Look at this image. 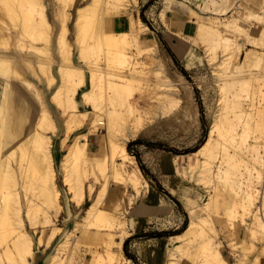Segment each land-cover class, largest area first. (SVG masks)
I'll list each match as a JSON object with an SVG mask.
<instances>
[{
	"label": "bare ground",
	"instance_id": "1",
	"mask_svg": "<svg viewBox=\"0 0 264 264\" xmlns=\"http://www.w3.org/2000/svg\"><path fill=\"white\" fill-rule=\"evenodd\" d=\"M137 2L0 0V264H32L35 242L51 246L44 249L43 264H136L124 254V241L152 218L127 217L126 196L130 203L139 196L151 202L163 197L127 143L163 128L141 121L155 99L169 105L153 111L152 119L171 114L167 124H177L185 134L194 133L201 123L198 100L185 74L169 65L148 24L135 20ZM205 9L188 10L197 27L186 35L193 42H185L182 63L193 68L206 53L226 74L224 90L236 91L231 99L222 95L223 107L212 112L205 140L186 156L175 155L176 174L162 173L187 208L189 222L170 236L141 240L138 250L154 255L163 246L167 251L159 264H261L264 2L261 10ZM227 32L235 33L237 52L229 46L234 35ZM210 34L224 47L222 55L211 46ZM242 51L243 59L235 61ZM141 80L147 81V90L140 94L144 102L134 94ZM254 82L256 95L249 94L246 103L240 88ZM148 156L152 162L150 152ZM191 182L198 190L195 195ZM125 186L134 191L115 193ZM166 201L170 215L165 217L171 222L174 201ZM71 203L82 212H74ZM62 212L66 226L75 216L73 227L54 225ZM216 222L230 231L233 259L225 253ZM49 226L46 237L44 228Z\"/></svg>",
	"mask_w": 264,
	"mask_h": 264
},
{
	"label": "rangeland",
	"instance_id": "2",
	"mask_svg": "<svg viewBox=\"0 0 264 264\" xmlns=\"http://www.w3.org/2000/svg\"><path fill=\"white\" fill-rule=\"evenodd\" d=\"M166 1L167 0H149L148 2H143V0H138V2L135 3V7L133 8V15L136 21L139 18L143 19L148 24V26L154 31L160 52H163L167 56L169 65L174 70L185 74L186 79L187 81H189L191 87L194 90V94L198 100L201 123H200L199 128L195 130L194 133L190 132L188 134H185L184 132L179 130V126L177 124H167V121L169 120L168 118L171 114L156 116L155 118L152 119L151 116H153L152 114H154L153 111L155 110L160 111L162 110L163 106L169 105L166 100H164L162 104L160 103L158 104V101L155 99L153 101L154 103L153 110H151V108L150 109L147 108L143 112L142 119H141V121L144 123L145 121L147 122V120L148 121L150 120L149 122L152 121L153 123L164 125L163 128L159 132L155 133L154 135L145 136V138H148V139H146L147 140L146 145L143 146V153L145 149L148 150L147 152L151 153V157H153L152 162L148 158L149 157L148 153H145L144 156L148 164H150V166L153 168H156V166L159 163L160 156H161V150H166V152L168 151L170 152V154H174V153L180 154L181 153L183 156H186L188 152L197 148L205 140L207 136L209 126L211 123L212 112L223 107L222 95L226 94L227 98L231 99V97H234L233 93L236 91V89L227 90V91L224 90L222 86L224 85V82H225L224 78H226L224 76H226V74L221 69L220 65L214 64L213 61L211 62L209 61L208 57H206V53L203 54L202 60L200 62H197V65L193 68H188L182 63L183 54L185 53V50L188 47L187 43L185 42L187 41V42L192 43L193 41L190 40L189 37L186 36V34H184L183 32H179L177 35H175V38L170 35L171 31H170V26H169L168 12H171V9L174 4L172 0H169V5L166 7L165 6ZM207 3L208 2L206 1V4ZM197 7L200 8V6L198 5ZM162 11H164V15H163L164 17L161 15ZM204 11L212 12V10L207 6ZM191 20L192 22L189 23L187 28L190 30L189 31L190 34H194L197 25L193 19ZM250 23L251 22H248V25ZM227 33L229 35L235 34L233 32L231 33L227 32ZM166 36L168 39L166 38ZM209 36H210L209 40L211 42V46L216 47L215 48L216 52L219 55H222L224 53V47L218 44V38L213 34H210ZM229 37L232 39V42H233V40L235 39V35L229 36ZM238 37L242 39L245 38L243 35H240ZM181 40H183V42ZM71 41L72 39L69 37V42L71 43ZM253 45L255 46L257 45L259 48H262V44L251 43L250 46H253ZM229 46H231L237 52L236 43L233 42L232 44H229ZM243 57H244V53L242 51L240 52V55L238 56V58L235 57V61L241 60L243 59ZM76 59H78V55L76 56ZM54 67L57 68L56 64L54 65ZM259 68L252 67V70L256 71V70H259ZM244 74H247V72L244 71ZM75 78L79 80L78 75H76ZM151 78L153 79V83H155V86H157L159 84L157 76L152 75ZM146 85H147V81L141 80L140 82L136 81L135 86H134V94L141 101H142V98L140 97V94H142L143 92H145V90H147V88H145ZM243 85H244L243 87L241 86L242 89L240 88V97L244 96L241 99L245 100L244 102H246V100L249 99L248 102H250V98L248 95L251 94L250 97L251 96L253 97L256 95V94L254 95V92L256 91L257 85L256 83L252 84L253 87H251L250 84L249 85L243 84ZM34 90H36V88H34ZM248 90L250 91L248 92ZM246 96H248L247 99H246ZM207 100H209L210 105L208 104ZM247 106L249 107L250 110H252L251 108L252 105L251 106L247 105ZM223 110L227 112L228 108H223ZM229 113L232 114L231 111ZM242 128H243V124L238 125V129H242ZM54 143H55L54 152L59 151L57 140H55ZM130 150L132 152L138 153L136 147L134 146L130 145ZM146 177L157 188L161 189L160 188L161 186L163 188L161 190L163 192H166V194L168 193L170 197L175 199L176 202L178 203V206L176 208V211L172 213L173 220L171 222L166 220L168 217L159 218L157 219V221H154V223L152 224L147 223L148 222L147 221L144 225V228L142 229L140 233L131 235V237L129 236L130 238L128 237L129 239L128 238L126 239L128 240L126 246H125L126 240L124 242V254L127 257L128 256L130 257V255L134 256V258L132 257L131 258L134 260L136 264H159V263H163L165 259V255L167 251L166 248H164L163 246H159L155 248L154 255L148 254L147 256H144V255H141L138 250L139 242L141 240L151 239V238L161 239V238H164V237H167V236H170L172 234L179 232L189 222V213H188L187 208L178 199V195H177L178 193L174 189L175 187H172L167 184L164 175H162V179H161L164 185H162L156 178H154V180L152 181L150 180L148 176ZM176 182L177 184H180V180L177 179ZM200 184H202V186H205L202 181ZM125 188H129V191H131L130 193L134 191V189L131 186H128V187L125 186ZM190 192L192 195H195L198 192L197 188L193 187V183H192ZM142 197L143 196H139L136 200L138 201ZM204 197L208 198V195H205ZM64 198H65L64 194H62L61 200L66 202ZM71 208L74 211L76 209V206H74V204L71 203ZM81 212L82 210L76 211V213H81ZM39 214H41L42 216V212H40ZM65 214H66L65 212H62L60 216L55 217L54 225L65 226V223L67 222L65 221ZM223 215H224L223 218L225 222H227L228 215L226 213H224ZM129 216H130L129 213H127V217ZM74 219H75V216L71 218V223H69V225H67L66 227H73L72 220ZM216 225L220 229V235H221L220 237L225 244V248H224L225 253L228 257H230V259L231 258L233 259V251L230 245V238H231L230 231H228V228L221 229L220 224L217 222H216ZM50 228L51 226L44 228L45 229L44 235L46 237L49 234L47 230H49ZM40 233H41V227H39L38 230L34 231V234L37 236ZM154 233L160 236L158 237L149 236L150 234H154ZM86 246L87 245L84 244L83 247L86 249L87 248ZM50 247L51 246L49 245L47 249H50ZM35 249L37 252H42L41 245H39V247H38V244L35 245ZM80 263H83V261ZM261 264H264V259L261 261Z\"/></svg>",
	"mask_w": 264,
	"mask_h": 264
},
{
	"label": "crops",
	"instance_id": "3",
	"mask_svg": "<svg viewBox=\"0 0 264 264\" xmlns=\"http://www.w3.org/2000/svg\"><path fill=\"white\" fill-rule=\"evenodd\" d=\"M148 1L149 0H143V2H148ZM206 1L208 2L207 4H206ZM172 2L174 5L171 9V12H168V19H169V26H170V31H171L170 35L175 38V35H177L179 32H183L186 35H191L189 32L190 30L187 28L189 23L192 22V20L187 17V16H189L188 10H190L192 8H197V5L198 6H207L212 11L217 10L219 12H222L221 10H226L223 12L229 13V12H232L236 7H244V6L253 7L255 10H261V5L263 4L264 0H193V1H191V0H172ZM166 38H167V36H166ZM146 139H148V138H145V136H141L138 138L131 139L127 143V148L130 150V148H129L130 145L136 147L137 152H138V154L142 160V163L144 164V166L147 170V171L143 170L145 172L146 176H148L150 178V180H152V181L154 180V178H156L162 185H164V183L161 180L162 175H163L162 173H165L167 175H175L176 174L175 167H174V161H173L176 153L170 154V152H168V151L166 152V150H164L165 152L161 155L158 165L156 166V168H153L150 166V164H148V162L146 161L145 156H144L145 153H148L147 152L148 150L145 149V151L143 153V146L146 145V141H147ZM132 153L135 155V157L138 161L137 154L135 152H132ZM138 163L140 165L139 161H138ZM140 167H141V165H140ZM124 188L125 187L117 188V190H115V193L116 192L120 193ZM159 190L161 191V194L163 197L162 198L163 201H160V202H151V201H148L142 197L138 201L136 200L134 203H130L129 202V194H127L126 197L128 200V208L130 210L129 215L130 216H145V217L149 216L153 220L148 221L147 223L152 224V223H154V221H157V219L170 215V213L168 212V208H169L168 204L166 205V203H168L166 201V199H169V198H171L174 201L173 202V208H172L173 212L176 211V208L178 206V203L176 202V200L173 199L172 197H170L168 195V193L166 194V192H163L161 189H159ZM84 205H87V204H83V206ZM78 209L82 210V207L76 206L75 212ZM58 226H61V225H58ZM61 227L63 229L68 228V227H66V225L61 226ZM50 231H51V228L49 230H47L48 233ZM141 231L142 230L133 232L131 235L138 234ZM131 235H130V237H131ZM149 236L158 237L160 235L154 233V234H150ZM38 247H39V245H38ZM41 247H42V252H37L36 249L34 251V257L31 258V261L33 262V264L45 263L46 258L44 255L45 254L44 249H46L48 246H46V245L42 246L41 245ZM123 250H124V244H123Z\"/></svg>",
	"mask_w": 264,
	"mask_h": 264
},
{
	"label": "trees",
	"instance_id": "4",
	"mask_svg": "<svg viewBox=\"0 0 264 264\" xmlns=\"http://www.w3.org/2000/svg\"><path fill=\"white\" fill-rule=\"evenodd\" d=\"M129 148H130V146H129ZM136 154H137L138 161L140 162V165H141L142 170L147 171L146 168H145V166H144V164L142 163V160H141L139 154H138V153H136ZM159 186H160V185H159ZM160 188L163 189L161 186H160ZM186 225H187V224H186ZM183 228H184V227H183ZM183 228H182V229H183ZM127 241H128V240H126V242H125V246H126V244H127ZM130 257L134 258V256H132V255H130Z\"/></svg>",
	"mask_w": 264,
	"mask_h": 264
}]
</instances>
